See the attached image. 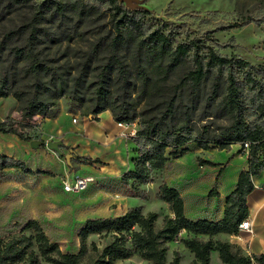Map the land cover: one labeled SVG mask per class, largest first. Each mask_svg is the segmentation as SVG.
Instances as JSON below:
<instances>
[{
  "label": "rangeland",
  "instance_id": "374dc122",
  "mask_svg": "<svg viewBox=\"0 0 264 264\" xmlns=\"http://www.w3.org/2000/svg\"><path fill=\"white\" fill-rule=\"evenodd\" d=\"M140 1L147 9L140 18L145 30L162 26L174 43L202 39L208 45L213 44L212 36L220 43L234 36L235 45L219 48L218 52L233 60L242 58L256 68L264 67V22L261 25L253 22L239 25L249 17H264V0ZM120 16V12L109 2L88 0L83 4L78 0H0V78L2 74L6 75L9 91L21 90L25 99L37 97L54 102L46 117L35 114L23 118L12 95L0 97V122L7 119L6 125H13L26 137L21 139L17 134L0 133V152L23 161L29 169L50 173L29 174L10 168L0 171V234L18 232L32 218L39 221L48 237L56 241L62 251L77 252L78 232L86 218L119 214L136 206H141L143 213H158L155 224L159 227L163 216L170 214L168 205L155 198L161 182L180 191L189 217L205 215L213 220L218 216L221 196L229 190L237 168L246 164V158L237 153L247 152V149H241L239 143H231L228 149L222 150L214 143L216 135L225 131L230 123L222 107L226 93L225 74L217 76L212 71L195 89L180 87L177 83L191 68V61L166 75L155 68V63L146 61L137 50L133 37L124 34L116 45H111ZM229 24L236 26L219 29ZM33 61L40 64L36 70L32 67ZM166 63L165 59L162 67ZM143 69L149 77L144 92L142 78L138 74ZM234 72L244 120L249 124L260 123L262 118L250 98L253 92L243 81L241 71L237 68ZM257 77L264 82V73L257 74ZM216 83L218 86L213 92ZM99 86L116 96L118 104L126 105L136 117H162L172 102L174 116L167 121L177 125L186 122L190 133L209 143V149L189 141L176 154L168 155L163 169L152 173L146 183H137L138 189L148 195L145 200L121 182L122 174L129 166L126 153L130 154L125 142L130 136L123 133L128 135L132 129L136 130L137 119L130 124L118 125L123 130L115 135L111 132L108 137H113L109 141L100 137L87 142L99 149L103 145L108 146L106 166L91 174L85 169L79 173L75 171L76 161L70 160V156L67 160L65 156L72 154L67 146H60L57 152L45 144L36 148L30 145L31 140H58L59 132L55 127L63 117L77 119L76 125L81 124L87 129L85 134L89 135L90 126L98 125L91 122L98 119L92 110L99 103H104L97 95ZM44 123L51 124L52 128L45 129ZM113 146L118 148L116 155H113ZM170 151V148L167 149V152ZM57 158L66 169L61 175L58 174ZM198 158L224 164V170L216 181L219 166L201 165ZM74 175H92L94 181L80 192H67L62 182ZM213 186L219 195L207 196ZM238 234L239 231L235 234L237 238L227 235L223 240L237 246V242H242ZM200 238L205 239L203 235ZM108 240V237L90 235L87 244L95 241L98 247H102ZM166 247L167 261L177 251L179 264H192L193 256L181 243L169 242ZM211 258V264H223L217 254H212ZM113 264L149 262L132 256Z\"/></svg>",
  "mask_w": 264,
  "mask_h": 264
},
{
  "label": "trees",
  "instance_id": "16d2710c",
  "mask_svg": "<svg viewBox=\"0 0 264 264\" xmlns=\"http://www.w3.org/2000/svg\"><path fill=\"white\" fill-rule=\"evenodd\" d=\"M29 1V0H25ZM83 4L88 0H78ZM97 2H109L120 12L121 16L116 24V36L111 45L127 34L136 40V48L147 62L155 63V68L166 75L176 67L191 61V68L180 78L177 85L195 89L205 76L215 72L217 76L225 74L226 93L222 99L223 110L228 114L230 123L219 135H216L214 143L219 149H228L229 144L239 143L241 149H247V169H242L237 177L234 188L226 195L223 208V216L218 220L206 218L190 219L185 215L184 200L179 190L161 182L158 186L155 198L168 205L170 214L163 216L161 226H156L159 217L156 212L143 213L141 206L129 207L116 216H95L85 219L78 232L79 249L77 252L62 251L56 241L51 240L45 233L41 224L36 219H28L18 232L0 234V264H113L117 260L138 256L149 264H179L180 256L174 251L170 261L166 259L169 242H179L185 249L193 254L192 264H210L212 251H216L219 260L223 264H264V253L246 255L237 245L221 240H213L211 236L218 233L236 234L238 225L248 212L246 197L254 189L253 176L264 171V82L257 74L264 73V67L256 68L242 58L233 60L225 54L218 52L219 48H228L235 45V37L225 43H220L213 36V44L205 45L202 39H191L188 42L174 43L168 32L163 31L162 26L153 30H145L140 20L147 12L144 7L128 10L117 4V0H93ZM261 25L264 17L243 19L240 26L248 23ZM235 24L223 25L219 29L235 27ZM207 49L206 51H201ZM35 60L36 57L30 51ZM166 59V66L162 62ZM32 67L38 69L40 64L33 61ZM241 71L243 81L248 89L253 92L250 97L255 111L262 121L256 124L247 123L242 115V101L240 100L238 81L234 70ZM145 85L148 75L143 69L138 72ZM9 83L6 75L0 78V97L12 95L18 102V108L23 118L35 114L47 116L48 111L54 105L52 100H43L37 97L24 98L21 90L9 91ZM217 83L213 92H216ZM97 95L104 102L96 105L92 113L97 115L103 110H109L115 121L130 124L137 119L138 128L131 137L135 144L136 156L132 157L133 167L123 173L121 182L133 191L137 197L147 199L144 190H139L137 183H146L152 173L165 167L168 155L176 154L187 142L194 141L199 147L209 149V143L202 141L197 135H192L186 122L180 125L168 122L167 118L174 116L172 102L166 108L162 117H136L129 112L124 104H118L117 97L110 94L104 87H97ZM7 120V119H6ZM6 120L0 122V133L17 134L21 139H26L13 125H6ZM247 144V147L245 146ZM62 147H66L63 143ZM171 149L167 152V149ZM70 160L77 163L94 165L104 164L99 158L89 155H79L72 147H68ZM242 154V152H239ZM197 161L209 166H219L215 181L224 170V164L198 158ZM12 168L35 174L47 171H33L26 167L25 163L17 158L0 152V171ZM219 192L213 186L207 196H218ZM182 231L186 235H182ZM90 235L108 237V242L98 247L95 241L87 244ZM208 235L209 239L200 236Z\"/></svg>",
  "mask_w": 264,
  "mask_h": 264
},
{
  "label": "crops",
  "instance_id": "0c3cea01",
  "mask_svg": "<svg viewBox=\"0 0 264 264\" xmlns=\"http://www.w3.org/2000/svg\"><path fill=\"white\" fill-rule=\"evenodd\" d=\"M96 116L98 117V119L96 121H91V122H95L98 125L94 124L90 126L91 133L89 135L85 134L87 132V129L82 128L81 124L76 125V123L78 122L77 119L73 121L72 119L71 120L70 118L66 119L65 117H63L62 121L58 122L57 127H55V130L59 132L58 140L61 141L65 146L74 148V150L79 155L87 154L93 158L97 157L102 162L105 163L107 162L106 158L109 156V154L106 153L108 146L103 145L99 149V148L91 147L90 145L87 144V142L89 140L90 141L96 140L97 138L99 140L100 137H101V140L104 139L106 141L107 140L109 141L113 137V136L108 137L109 134L111 132L113 133V135L118 134L120 131L123 130V127L118 126L117 124L118 122L113 120L111 112L107 109L99 112ZM44 125L46 126L45 129H48V127L52 128L51 124L44 123ZM125 142H126V145L128 146V151L130 153V154L126 153V155H128L129 157V161H128L129 166H127V169L129 170L133 167V163L131 159L132 157L136 156V150H135V144L132 138L130 137L127 138ZM112 151L114 153L113 155H116L118 153V148H116V146H113ZM237 154L238 156L242 158H246V164L243 168H237V174L235 175V179L233 182L229 184L230 186L229 190L227 191V193L221 196V207L219 210V214L217 217L213 218V220H218L223 216V208H224L226 195L234 188L239 172L242 169H247V155L239 154V153ZM57 159L59 160V163H56L58 174L61 175L65 172L66 169L60 164V161H61L60 158H57ZM76 165L77 166L75 167V171L77 173L85 169V171L89 172L90 174L91 172L98 171V169H100L101 166H106L100 163H95L94 165H90V164H81L77 162H76ZM252 180L254 183V189L246 197V204H247L248 212L246 216L244 217L245 219H248L250 221L252 233L249 234L246 231H239L238 235H240L242 242L241 243L237 242V245L241 248L243 253L247 254V252H249L250 255L264 253V175L259 174V175L253 176ZM257 189H260V191L257 192ZM221 190L223 192L224 188L222 187ZM184 210H185V205H184ZM123 213L114 214L112 216L121 215ZM185 215L188 218L193 219V220L198 219V218H206L208 220H212L211 217L205 216V215L204 216L198 215L197 217L193 215V218H191L186 214V210H185ZM107 216H110V215H107ZM181 234L186 235V232L182 231ZM227 235L228 234H225V233H218L216 235L211 236V238L213 240H216V239L223 240V238ZM203 236L205 239L210 238V236L208 235H203ZM189 253L193 256L191 252ZM212 254H217V252L212 251L210 253L211 257H212ZM211 261H212V258H211ZM211 261H210V264H211Z\"/></svg>",
  "mask_w": 264,
  "mask_h": 264
},
{
  "label": "built area",
  "instance_id": "2783aa9c",
  "mask_svg": "<svg viewBox=\"0 0 264 264\" xmlns=\"http://www.w3.org/2000/svg\"><path fill=\"white\" fill-rule=\"evenodd\" d=\"M75 120V119H73ZM119 126L122 125H126V123H117ZM136 130L132 129L128 135H126L125 133H123V135L125 136H130L132 137L135 134ZM245 146L247 147V144H245ZM94 181V177L92 175H74L73 178L69 179L66 178L62 184H63V188L65 191L67 192H80L82 190H84L91 182ZM238 231H246L247 233L251 234L252 233V228H251V224L250 221L248 219H242L241 222L238 225ZM230 237L233 238H237V236H235V234H230ZM248 255L249 252H247Z\"/></svg>",
  "mask_w": 264,
  "mask_h": 264
},
{
  "label": "water",
  "instance_id": "95a60500",
  "mask_svg": "<svg viewBox=\"0 0 264 264\" xmlns=\"http://www.w3.org/2000/svg\"><path fill=\"white\" fill-rule=\"evenodd\" d=\"M119 2L123 3L127 8H130V9H136V8H139V7H144L146 8L140 0H118ZM42 144H45V146L47 148H50L54 151H57L59 152L60 151V146L62 144L61 141L59 140H46V141H41V140H31L30 142V145L33 147V148H36ZM66 159L68 160L69 159V154H66Z\"/></svg>",
  "mask_w": 264,
  "mask_h": 264
}]
</instances>
